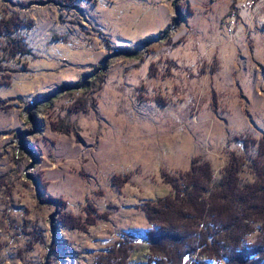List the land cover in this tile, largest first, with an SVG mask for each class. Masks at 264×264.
I'll list each match as a JSON object with an SVG mask.
<instances>
[{
  "label": "rangeland",
  "instance_id": "374dc122",
  "mask_svg": "<svg viewBox=\"0 0 264 264\" xmlns=\"http://www.w3.org/2000/svg\"><path fill=\"white\" fill-rule=\"evenodd\" d=\"M8 18L22 26L0 37V264H176L200 239L146 231L207 220L219 245L262 238L264 195L233 212L217 185L242 159L244 198L264 166V0H0ZM176 191L150 222L142 205Z\"/></svg>",
  "mask_w": 264,
  "mask_h": 264
},
{
  "label": "trees",
  "instance_id": "16d2710c",
  "mask_svg": "<svg viewBox=\"0 0 264 264\" xmlns=\"http://www.w3.org/2000/svg\"><path fill=\"white\" fill-rule=\"evenodd\" d=\"M21 23L18 20H14L12 18H8V19H1L0 20V37L3 36H13L16 35V33L19 31L20 27H21ZM8 52L12 55V56H28L30 55V51L25 47V45L23 44L22 40L18 39V38H14L12 39V41H9L8 43ZM86 83L84 82L81 84H77L78 87H83ZM83 85V86H82ZM263 150V148H262ZM259 155H263L264 157V151L263 154H261V152H258ZM245 164L242 162V159H238L237 157L233 156L232 159L230 160V163L228 164V167L225 170V177L222 178V180L218 183L217 187H224V186H232L234 189H232L231 191H236L235 195L234 192L230 193V195H234V197L236 198L235 201V208H233V205L230 202L228 203L226 201V198L224 199V197H226V193H223L222 195H220V202H218L219 204H222V202H225L226 204H223L220 207H224L225 209H231L230 211H237V206L238 208H240L239 212H242L243 210V204L250 202L257 199L260 194L264 195V166L260 167L258 163H253V169L251 167V169L254 171V174H256V179L257 182L256 184H254L253 190L252 192L249 191H245L246 197L242 198L241 197V192H239V190L241 189H246L247 187L249 188L248 185H241L238 187V176L240 173V170L243 168ZM198 166V164H196V161L193 162L191 169L189 172H186L184 174L185 177H189L190 179L194 176H196V167ZM199 167L203 168V172L205 171H209V166L207 164H204L203 166L199 164ZM205 174H208V172H206ZM186 179V178H185ZM207 179V178H206ZM168 183L172 184L171 181H167ZM173 186V184H172ZM198 186V180H195V183L192 181H190V183L186 184V187L183 190V193H186V195L188 196L192 191H195V189ZM244 186V188H243ZM204 192L207 193L206 189L207 187L204 188ZM203 190V189H201ZM177 193L174 194V196H168L164 199H160L158 200L155 204L156 206H154V204L151 203H144L142 205V210L145 213L146 218L153 223L154 220H156V215L158 213H160V208L161 207H168L175 204L173 202V198H176L178 196H180L179 194H181L179 191H176ZM217 197L218 196H214L213 194L209 195V197L207 198L208 203L210 205L216 206V201H217ZM249 198V199H248ZM211 199L212 203L209 202V200ZM248 199V201H247ZM181 201V200H180ZM179 201V202H180ZM182 203H185V200H182ZM242 208V209H241ZM170 209V208H169ZM172 210V209H171ZM237 221V219H235V222ZM253 222V221H252ZM151 223V224H152ZM202 232L199 234L198 233H191L186 231L185 233H183L184 235H177V234H170L169 232L166 233L164 231V229L162 230L161 227L160 228H155V229H151L146 231V233L144 234L145 236V240L147 244L153 245V246H158L160 245V243L165 240L168 239L170 241H181L185 235L187 236H191L193 238L198 237L200 239L199 241V245L198 247L193 246L191 243L186 244L183 246L182 251L179 249L178 253H177V257L176 258V264H188L190 262V260L193 259V255H200V256H204L206 258V261H195L193 260V264H208V261H216V262H221L222 264H261L264 262V233L261 235V237H259V239H257L256 241H254L251 244L248 243H239V241H237L236 239H234V244L230 245V246H224V245H219V241L220 239L216 238L214 233L211 232V228H214L215 225L212 223V221L210 222L209 220L204 221V223H202ZM221 228H227L224 226H221ZM183 236V237H182ZM171 245V244H170ZM198 250V252L196 253V251ZM210 259V260H207ZM153 264H156L155 261H153ZM192 264V263H191Z\"/></svg>",
  "mask_w": 264,
  "mask_h": 264
}]
</instances>
